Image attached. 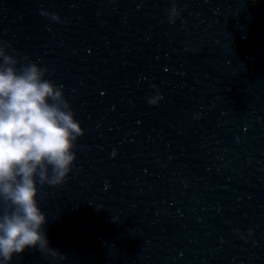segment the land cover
<instances>
[{
	"label": "water",
	"instance_id": "1",
	"mask_svg": "<svg viewBox=\"0 0 264 264\" xmlns=\"http://www.w3.org/2000/svg\"><path fill=\"white\" fill-rule=\"evenodd\" d=\"M42 10L57 13L53 22ZM0 40L50 69L86 135L65 183L40 200L50 247L11 264H137L143 174V0H0Z\"/></svg>",
	"mask_w": 264,
	"mask_h": 264
},
{
	"label": "clouds",
	"instance_id": "2",
	"mask_svg": "<svg viewBox=\"0 0 264 264\" xmlns=\"http://www.w3.org/2000/svg\"><path fill=\"white\" fill-rule=\"evenodd\" d=\"M41 14L61 21L57 13ZM179 16L173 6L169 23ZM49 74L48 67L28 57L19 59L0 40V264H11L14 256L29 249L64 259L50 247L40 193L45 185L66 182L86 131L64 86ZM149 103L154 105L156 99Z\"/></svg>",
	"mask_w": 264,
	"mask_h": 264
}]
</instances>
